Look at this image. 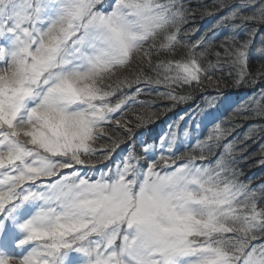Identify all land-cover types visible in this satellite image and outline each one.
<instances>
[{"label":"snow or ice","instance_id":"obj_1","mask_svg":"<svg viewBox=\"0 0 264 264\" xmlns=\"http://www.w3.org/2000/svg\"><path fill=\"white\" fill-rule=\"evenodd\" d=\"M257 137L264 0H0V264H264Z\"/></svg>","mask_w":264,"mask_h":264},{"label":"trees","instance_id":"obj_2","mask_svg":"<svg viewBox=\"0 0 264 264\" xmlns=\"http://www.w3.org/2000/svg\"><path fill=\"white\" fill-rule=\"evenodd\" d=\"M182 111L183 108H178L175 112L162 116L159 120H157L156 123L151 126L153 129V135L166 131L167 124L175 120ZM241 131H243V129H241ZM256 139V143L249 141V143L252 144L249 149L250 152H256L259 149L260 143H264V139H260V137H257ZM259 159V155L253 156L252 159L248 161L250 167L245 169L247 176L253 180L254 184H259L261 181H264V166L257 163Z\"/></svg>","mask_w":264,"mask_h":264}]
</instances>
